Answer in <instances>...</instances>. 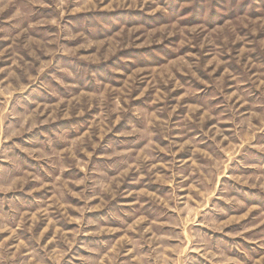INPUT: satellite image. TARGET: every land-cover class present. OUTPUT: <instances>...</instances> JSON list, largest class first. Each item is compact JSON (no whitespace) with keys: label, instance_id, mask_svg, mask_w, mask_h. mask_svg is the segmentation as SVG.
Masks as SVG:
<instances>
[{"label":"rangeland","instance_id":"obj_1","mask_svg":"<svg viewBox=\"0 0 264 264\" xmlns=\"http://www.w3.org/2000/svg\"><path fill=\"white\" fill-rule=\"evenodd\" d=\"M0 264H264V0H0Z\"/></svg>","mask_w":264,"mask_h":264}]
</instances>
